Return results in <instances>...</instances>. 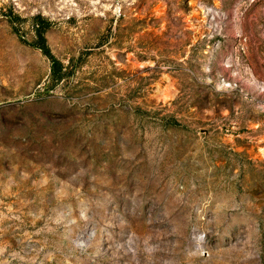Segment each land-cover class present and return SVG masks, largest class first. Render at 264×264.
I'll list each match as a JSON object with an SVG mask.
<instances>
[{"label":"rangeland","instance_id":"rangeland-1","mask_svg":"<svg viewBox=\"0 0 264 264\" xmlns=\"http://www.w3.org/2000/svg\"><path fill=\"white\" fill-rule=\"evenodd\" d=\"M0 264H264V0H0Z\"/></svg>","mask_w":264,"mask_h":264},{"label":"trees","instance_id":"trees-1","mask_svg":"<svg viewBox=\"0 0 264 264\" xmlns=\"http://www.w3.org/2000/svg\"><path fill=\"white\" fill-rule=\"evenodd\" d=\"M18 19V18H17ZM35 31L34 44L51 61V81L53 84L63 81L66 76L64 64L52 53L48 44L47 33L51 29V22L42 15L33 17Z\"/></svg>","mask_w":264,"mask_h":264}]
</instances>
